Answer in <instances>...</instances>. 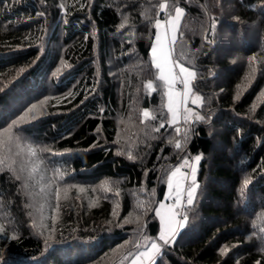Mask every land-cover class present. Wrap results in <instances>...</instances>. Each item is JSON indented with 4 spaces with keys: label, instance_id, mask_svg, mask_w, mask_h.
I'll use <instances>...</instances> for the list:
<instances>
[{
    "label": "trees",
    "instance_id": "16d2710c",
    "mask_svg": "<svg viewBox=\"0 0 264 264\" xmlns=\"http://www.w3.org/2000/svg\"><path fill=\"white\" fill-rule=\"evenodd\" d=\"M165 2L186 10L174 57L203 98L183 150L167 124L146 137L140 123L166 103L150 56ZM0 88V139L30 143L55 178L0 174V264H128L141 229L158 235L178 157L198 154L188 223L156 264H264V0H0ZM32 104L21 133L12 121ZM114 209L139 219L109 224Z\"/></svg>",
    "mask_w": 264,
    "mask_h": 264
},
{
    "label": "snow or ice",
    "instance_id": "6c2138e0",
    "mask_svg": "<svg viewBox=\"0 0 264 264\" xmlns=\"http://www.w3.org/2000/svg\"><path fill=\"white\" fill-rule=\"evenodd\" d=\"M159 10L164 12V19H157L155 21L154 27L157 30L163 29V39L160 31H157L155 36V42L150 48L151 61L157 74L155 79L160 81L159 88L162 90V98L166 100V103H162L160 107L155 109V112L159 113V119L157 115L153 114L148 108L143 109L140 113V123L145 125L141 129L143 134L148 137L151 133H159L161 129L168 125V128H172L175 134L181 139H175V148L182 149L181 140L187 142L189 132L192 131L189 125L205 121V117L199 114H195V119L192 120L191 116L194 114L193 109L188 107L189 99L191 98V104L197 105L198 102L202 103V97L193 92L192 82L196 78V71L185 67L179 59L174 57L175 45L177 42V33L179 31L180 22L185 15V8L178 7L173 4L171 11H169V5L167 2L161 3L159 5ZM38 16H44L45 13L39 12ZM67 21H65L66 23ZM216 26V20L213 19L212 29L214 31ZM205 40L211 44L213 41L205 36ZM255 57H250V61H254ZM35 61H33V64ZM25 71L24 67L18 70V75L23 74ZM182 86V91H176V85ZM149 94L152 92H157L158 88L154 84V81L149 79L146 85ZM3 91V88H0ZM69 95H72L69 93ZM239 98L238 96L236 97ZM44 103L43 101L41 102ZM255 107V105H253ZM37 108L36 104H32L27 107V109L20 115L17 119L12 121V125L17 126V130L21 133L25 131L23 127H20V122L24 121L29 123V120L25 118L31 115V120H35L37 116L34 114V110ZM164 108L167 110V117H165ZM103 111V109H100ZM183 119L185 127L182 129L179 125ZM155 121L154 125L148 126L145 124L146 121ZM8 131V129H5ZM99 131V128L97 129ZM167 131V129H166ZM158 137H152V139H157ZM27 139V138H25ZM114 143H119V141H114ZM172 143V140H169ZM41 152L48 151L47 148L40 149ZM163 151V149H161ZM124 154L122 151H117V155ZM129 159H134L131 151L127 153ZM167 159V157H165ZM180 163L174 167L167 177V196L170 201L169 204L165 202H160L155 210L154 215L159 217L160 229L158 230V235L156 237H149L141 229L139 231V239L141 243H137L135 247L138 251L133 254L129 252L126 259L131 257L129 264H156V257L162 255V245L171 246L177 235H179V230L185 228L188 223V215L186 209L194 205L196 200V193L199 188V184L196 180L197 165L202 159V155L198 154L191 160L185 155L183 158H179ZM42 163L41 158L38 156L37 149L32 147L31 144L21 145L14 141L12 138L0 139V174H3L5 170L15 176L17 181L23 180L25 182L24 186H27L26 182L36 181L37 183L47 181L48 183L54 182V177H46L47 168L41 171L39 165ZM187 169V171H184ZM19 173V174H17ZM179 174V179L177 178ZM191 177V181L185 186V181L188 177ZM63 177L61 176V179ZM251 181L245 179L243 184L247 187ZM76 187V185H71ZM81 192L84 188L79 189ZM59 195V190L56 192ZM119 196V192L116 193ZM243 195V193H242ZM140 208L144 207L143 201L138 205ZM119 207V205H117ZM112 220L108 223L112 224L114 221H119L116 223L117 227H121L124 223H134L139 217L134 219L124 218L120 220L117 211L114 209L112 212ZM131 216V213H129ZM4 232L3 226H0V233ZM12 239H16V236H12ZM162 242V243H158ZM143 249V250H139ZM228 251L227 246L220 249L221 254H225Z\"/></svg>",
    "mask_w": 264,
    "mask_h": 264
},
{
    "label": "rangeland",
    "instance_id": "374dc122",
    "mask_svg": "<svg viewBox=\"0 0 264 264\" xmlns=\"http://www.w3.org/2000/svg\"><path fill=\"white\" fill-rule=\"evenodd\" d=\"M182 21V20H181ZM157 31H160V33H161V36H162V39H163V29H161V30H157ZM156 34H157V32H156ZM177 36H178V33H177ZM154 42H155V40H154ZM153 42V43H154ZM192 88H193V82H192ZM176 91H182V86L181 85H179V84H177L176 85ZM194 92V91H193ZM195 94H197V93H195ZM199 95V94H198ZM201 96V95H200ZM203 101V100H202ZM201 105H202V103L201 102H198V104L197 105H192L191 104V98L189 99V103H188V107L189 108H191V109H193V113L195 114L196 113V111L201 107ZM194 114L191 116V119H193V116H194ZM182 122H183V119H181V122H180V127H181V124H182ZM195 156H192V157H188L190 160L192 159V158H194ZM200 163V162H199ZM197 167V172H198V168H199V164L196 166ZM184 171H187V169H184ZM175 179H179V174H178V176H177V178H175ZM196 180H197V173H196ZM191 181V177L189 176L188 177V179L184 182L185 183V186H187V184L189 183ZM167 187H166V192H165V196H164V198H163V200L162 201H160V202H165V204L167 205V204H169L170 203V201H169V199H168V196H167ZM159 202V203H160ZM157 207H158V205H157ZM157 219H158V221H159V225H160V220H159V217H157ZM160 227H161V225H160ZM181 230V229H180ZM179 230V231H180ZM158 243H162V242H159V241H157ZM162 247H163V245H162ZM157 258V257H156ZM129 264V263H128Z\"/></svg>",
    "mask_w": 264,
    "mask_h": 264
},
{
    "label": "crops",
    "instance_id": "0c3cea01",
    "mask_svg": "<svg viewBox=\"0 0 264 264\" xmlns=\"http://www.w3.org/2000/svg\"><path fill=\"white\" fill-rule=\"evenodd\" d=\"M180 24H181V22H180Z\"/></svg>",
    "mask_w": 264,
    "mask_h": 264
}]
</instances>
